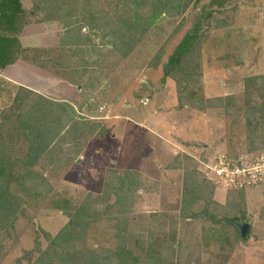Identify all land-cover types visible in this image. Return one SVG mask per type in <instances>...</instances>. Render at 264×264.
Listing matches in <instances>:
<instances>
[{"label": "rangeland", "instance_id": "obj_1", "mask_svg": "<svg viewBox=\"0 0 264 264\" xmlns=\"http://www.w3.org/2000/svg\"><path fill=\"white\" fill-rule=\"evenodd\" d=\"M34 1L23 0L29 23L20 39L36 61L21 59L0 71V115L17 106L23 86L70 103L75 124L28 176L23 211L13 227L0 230V264H32L40 246L60 250L51 245V238L71 220L68 211L58 207L63 198L71 199L74 208L83 207L89 222L87 235L71 242L69 249L123 246L135 253L136 262L145 264L151 257L142 249L150 242L155 251L162 250L157 257L164 262L264 264V186L224 190L203 180L201 171V161L220 153L236 158L264 155V122L248 127L245 112L252 99L264 103V84H257L252 96L245 94L246 78L264 75V0H228L209 20L202 17V77L189 86L196 97L185 92L183 102L175 81L161 82L163 64L201 10L204 15L212 11L210 0L163 16L138 37L131 51L121 42L115 46L112 25L102 20L103 13L100 20L89 18L83 0H64L58 16L48 21H41L48 9L37 12ZM97 2L98 10L113 16L114 0ZM68 43L79 44L72 48L79 49L77 56L57 53ZM39 50L47 52L45 58L39 57ZM84 62L86 66L80 67ZM22 149L13 148L15 153ZM112 168L118 174L124 170L141 174L147 191L134 193L130 213H119L120 205L113 207L116 175L105 180L106 169ZM190 183L198 185L201 198L193 199L194 193L183 203ZM182 206H189L188 213L194 216L183 217ZM123 218L128 227L121 239L116 233ZM242 222L250 228L241 239ZM29 252L31 261L26 259Z\"/></svg>", "mask_w": 264, "mask_h": 264}, {"label": "trees", "instance_id": "obj_2", "mask_svg": "<svg viewBox=\"0 0 264 264\" xmlns=\"http://www.w3.org/2000/svg\"><path fill=\"white\" fill-rule=\"evenodd\" d=\"M74 1L78 3L77 0ZM199 1L114 0V6H111L113 16L109 11L98 10L97 4L99 3L97 0L96 10H94L92 0H83L82 3L87 5L86 12H88V17L92 20H100L99 13L105 15L103 18L106 19L102 20L112 25L110 35L114 39L115 46L118 44L117 42H121V45L126 46L127 50L131 51L138 37L143 36L163 16L172 15V13L176 12L184 13L191 4L195 5ZM227 1L210 0L208 7L212 11H208L204 15V10H201V15L196 18L191 29L183 36L173 53L168 57L167 62L163 64L161 82L165 84L168 79L175 81L181 101V96L185 92L189 93L191 99L196 97L197 93L190 92L189 86L200 81L202 77L201 43L203 34L201 31L204 26L202 17L209 20L214 13L213 10L225 7ZM63 6L64 0L34 1V9L37 12H41L45 8L48 9V13L41 21L55 19ZM28 16L29 12L25 9L23 0H0V71L21 59L29 62L36 61L29 55L32 49L25 48L20 39L21 32L29 23ZM76 45L79 46L78 43L61 44L57 53L60 55L71 53L75 57L79 53V49L72 48ZM39 52V57L42 55L45 58L47 55L44 50H39ZM86 63L84 62L80 67L86 66ZM42 66L45 67V65ZM61 67L70 68L71 66L61 65ZM257 84L262 87L264 75H252L246 78L245 94L248 97L253 95V90H257L255 88ZM18 90V96L15 99L18 103L17 106L12 111H3L0 115V230L4 231H8L9 228L14 226L17 217L23 211L25 204L24 192L28 176L34 172L35 166L52 149L64 132L75 124L74 118L76 114L72 105L68 104V102L55 101L23 86H20ZM224 98L228 101L233 99L231 96ZM224 98L220 97L219 99L223 100ZM200 100L203 101L204 99L201 98ZM245 112L248 127L259 126V124L264 122V103L252 99L247 103ZM17 145L23 147L19 153H15L13 150ZM73 160L74 157L69 158L68 164L70 165ZM138 172V170H124L118 174L113 168L105 171V180L113 174L116 175V185H112L113 192H110L115 197L113 207L120 205L119 213L127 214L132 212L136 202L132 199L134 193L147 191L142 184L141 174ZM203 180L207 181L204 177ZM185 187L186 184H184ZM105 188L107 190V182L105 183L104 191ZM196 188H198L196 183H190L184 189L183 203L186 202L187 196H191L194 193L195 198L192 197L193 199L201 198ZM245 190L237 191L243 192ZM129 199L130 202H128ZM70 200L63 198L60 202L58 201L59 209L62 211L66 210L69 213L68 215L71 218L69 224L62 228L53 238L48 233V235L46 234L47 237L52 239L51 245L59 246L60 250L56 249L50 252L40 246L36 250L39 252V256L32 264H140L138 261L136 262L138 259L135 253L129 248L123 249V246H119L115 250H83L75 247L69 249L71 242L76 241L79 236L85 237L87 235L89 224L84 219L83 207L74 208L71 203L72 200ZM127 202L128 205L125 206ZM210 203L218 205L216 201H210ZM188 210L189 206L181 207L183 217L194 216L192 213L189 214ZM226 220L229 222L228 219ZM218 222L221 221L219 220ZM122 223L116 233V236L121 239L124 238L125 232H127L128 219L123 218ZM172 234V240L176 242L178 240L177 231L174 229ZM226 234L228 235V233ZM148 244L147 248L142 249V252L146 253L147 257H151L149 259L150 262L145 264H178L168 260L164 262L157 257V255H162V250L155 251L153 245L150 242ZM173 246L175 247V245ZM2 249L3 245L0 241V256ZM29 254L31 256L26 259L31 261L33 253L29 252Z\"/></svg>", "mask_w": 264, "mask_h": 264}, {"label": "built area", "instance_id": "obj_3", "mask_svg": "<svg viewBox=\"0 0 264 264\" xmlns=\"http://www.w3.org/2000/svg\"><path fill=\"white\" fill-rule=\"evenodd\" d=\"M203 177L224 190L264 186V155L247 158L220 153L213 160L201 161Z\"/></svg>", "mask_w": 264, "mask_h": 264}, {"label": "water", "instance_id": "obj_4", "mask_svg": "<svg viewBox=\"0 0 264 264\" xmlns=\"http://www.w3.org/2000/svg\"><path fill=\"white\" fill-rule=\"evenodd\" d=\"M238 227L240 230V235L242 238L246 237L248 230L250 228V224L248 222H242V223H238Z\"/></svg>", "mask_w": 264, "mask_h": 264}, {"label": "crops", "instance_id": "obj_5", "mask_svg": "<svg viewBox=\"0 0 264 264\" xmlns=\"http://www.w3.org/2000/svg\"><path fill=\"white\" fill-rule=\"evenodd\" d=\"M10 66H11V65H10ZM222 193H223V192H222ZM222 193H220V196H221V197H222V195H223Z\"/></svg>", "mask_w": 264, "mask_h": 264}]
</instances>
